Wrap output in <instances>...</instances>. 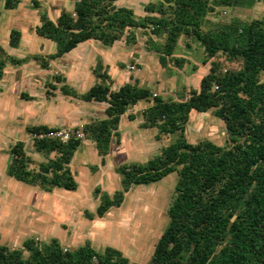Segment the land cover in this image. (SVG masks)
<instances>
[{"label":"trees","instance_id":"trees-1","mask_svg":"<svg viewBox=\"0 0 264 264\" xmlns=\"http://www.w3.org/2000/svg\"><path fill=\"white\" fill-rule=\"evenodd\" d=\"M71 12L62 10L55 21L40 16L34 31L55 44L46 59L34 57L41 68L48 61L70 52L87 40L111 46L117 41L135 43V31L145 36V49L157 57L162 68L172 64L181 69L187 63L175 55L180 39L194 41L201 48V64L208 65L197 88L182 86L176 99H165L135 80L116 90L100 61L92 69L96 82L78 94L61 84L62 95L85 102L106 103L105 118L86 123L83 133L90 139L105 164L111 141L120 142V117L140 101L149 105L142 111L141 128H155V138L176 135L159 154L144 163H125L114 170L120 189L112 195L95 187L99 203L94 213L84 211L88 220L102 218L120 207L132 186L157 182L177 174L174 196L167 210L168 222L153 245L146 264H264V20L231 17L210 20L218 11L250 8L264 0H148L143 15L118 7L117 0H72ZM17 0H6L11 9ZM20 34L11 31L9 45L15 47ZM186 46L189 47V45ZM0 78L5 63L19 64L0 50ZM222 58V60H220ZM239 64L230 69L225 63ZM123 68V65H119ZM195 67V66H194ZM56 83L64 79L53 76ZM47 87L55 89L51 83ZM211 111L225 128L227 146L209 140L188 142L185 128L190 113ZM133 120L132 115H128ZM45 125L27 126L28 135L44 134ZM82 140L65 142L33 138V151L43 157L36 167L25 151L24 142L9 148L6 174L29 186L51 192L54 188L75 191L77 182L69 163ZM93 169V168H92ZM0 264H130L128 258L110 246L99 251L89 241L67 249L56 238L47 244L28 238L20 248H8L0 241Z\"/></svg>","mask_w":264,"mask_h":264},{"label":"rangeland","instance_id":"rangeland-1","mask_svg":"<svg viewBox=\"0 0 264 264\" xmlns=\"http://www.w3.org/2000/svg\"><path fill=\"white\" fill-rule=\"evenodd\" d=\"M126 4L137 11L136 1L126 0ZM208 17L210 20L225 22L231 17L264 20V5L257 2L250 8L218 11L216 15ZM145 39V36L136 30L134 44H127L124 39L111 46L94 41L87 42L99 45L97 51L95 49V52H91L90 57H105L109 61L108 74L112 79L113 90L121 86L124 80L128 81V77L136 79L140 86L149 88L154 94L165 99H176V92L182 86L186 89L197 88L199 78L207 71L208 65L201 64L203 53L196 42L183 38L179 40L175 55L184 57L187 63L177 69L172 64H169L168 68H162L156 55L145 49ZM115 61H123L122 70L114 65ZM225 66L237 69L239 64L226 62ZM91 81H95L93 76ZM58 95L60 99L56 107L62 110L66 106L73 116L81 113L83 120H87V112L93 111L97 114L99 111L98 102H85L63 96L61 93ZM2 98L5 100L0 102L1 243L8 248H20L22 242L28 238L43 244H47L51 238H56L64 248L74 249L89 241L91 246L99 251L107 246L119 250L128 258L130 264H146L153 252V245L168 222L167 210L173 199L177 180L175 172L157 182L132 186L125 194L120 207L111 208L102 218L88 220L83 212L94 213L98 206L99 200L93 194L95 187L109 195L120 189V177L114 170L117 166L125 163H144L159 154L163 146L176 138V135H165L157 140L155 128L140 127L143 121L142 111L149 103L140 101L129 107L128 113L133 116V120H128L126 115L121 116L118 131L123 137L122 148L117 151L113 147L103 166L100 165V157L93 142L86 139L83 133L79 138L82 143L69 163L78 185L77 189L66 191L54 188L51 192H44L14 180L5 172L10 160L9 148L17 141L24 142L26 153L33 158L31 167L35 168L43 160L41 155L33 151V135H28L23 130L24 124L34 123V119H24L26 115L23 113L29 111V108L36 109V104L15 99L12 95L4 94ZM13 110L22 111L19 126H13L9 120V114ZM85 124L80 122L53 129L72 131L82 126L83 131ZM185 137L191 143L209 140L218 146L228 145L224 125L211 111H192L185 128Z\"/></svg>","mask_w":264,"mask_h":264},{"label":"crops","instance_id":"crops-1","mask_svg":"<svg viewBox=\"0 0 264 264\" xmlns=\"http://www.w3.org/2000/svg\"><path fill=\"white\" fill-rule=\"evenodd\" d=\"M5 1L6 0H0V50L3 52V55L16 60H22V62L19 64H12L7 61L5 63L0 78V102L5 100L2 97L6 94L12 95L15 99H23L36 104V109L29 108V111L23 113L26 115L24 119H34L33 124H24L23 130L25 131L27 126L45 125L53 129L62 128L63 126H72L80 122L88 123L90 121L104 119L106 103L103 102H98L100 105L97 114H94L93 111L87 112V120H83V116H80L81 113L75 116L71 115L66 106L62 110L56 107L60 99L58 94L61 93L59 90L61 84H66L73 91L81 94L87 91L96 82V78L92 74V69L97 61L101 62L108 73L109 61L105 57L89 56L91 52H95V49L97 51L99 48V45L96 43H87L94 40H87L79 43L76 48L70 52L59 58L48 61L47 68H41L39 63L34 59V57L46 59L47 55L55 52V44L52 41L41 38L35 34L34 29L40 25L41 14H45L48 19L55 21L60 11H72L73 1L17 0V3L11 9L5 8ZM134 1L137 3V11L126 4V0H117L115 5L118 7L128 6L127 8L132 9L136 16H142L143 6L148 0ZM11 31H17L20 34L18 43L15 47L9 45V35ZM122 62L123 61H115L114 65L122 70L123 68L119 66ZM55 75L63 78V83H56L53 80V76ZM91 76L95 78L94 82H90ZM124 79H126V75ZM135 80L136 79H130L128 77V81L124 80L123 84ZM47 83L53 84L55 89L52 90L48 88ZM89 83H92L91 86H88ZM128 112L129 108L123 114L126 115L127 119L128 115H131ZM21 114L22 111L17 110H13L9 114V120H11L13 126L21 125ZM122 144V136H120L118 145L111 141L109 152L106 156L110 154L113 147L117 151L121 150Z\"/></svg>","mask_w":264,"mask_h":264},{"label":"built area","instance_id":"built-area-1","mask_svg":"<svg viewBox=\"0 0 264 264\" xmlns=\"http://www.w3.org/2000/svg\"><path fill=\"white\" fill-rule=\"evenodd\" d=\"M134 67H131L133 69ZM80 129H73L72 131L69 130H63V129H51L50 131L44 133V134H38L33 135V138H51V139H57L61 142H65L70 137L80 138L83 136L82 126L79 127Z\"/></svg>","mask_w":264,"mask_h":264}]
</instances>
